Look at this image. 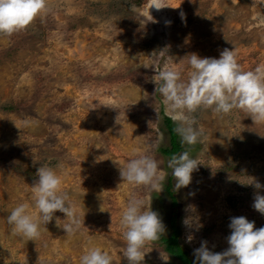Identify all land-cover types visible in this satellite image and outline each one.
Wrapping results in <instances>:
<instances>
[{
  "label": "rangeland",
  "instance_id": "obj_1",
  "mask_svg": "<svg viewBox=\"0 0 264 264\" xmlns=\"http://www.w3.org/2000/svg\"><path fill=\"white\" fill-rule=\"evenodd\" d=\"M152 2L47 0V13L0 34V264H79L90 245L106 250L112 264H127L119 215L132 192L147 197L164 236L175 210L177 240L193 260L201 240L214 252L227 248L232 216H245L254 228L264 225V215L252 207L254 193L264 194V187L246 183L253 177L264 185V123L239 109L190 113L193 126L203 129L202 140L188 149L200 162L191 182L175 190L169 156L160 149L170 146L164 116L172 115L151 79L165 67L182 69L186 79L189 55L218 57L224 48L243 70L264 63V0H158L171 6L148 12ZM153 61L155 67H144ZM153 141L152 155L165 172L159 192L129 186L112 160L124 161L132 148L142 151ZM39 165L62 176L81 216L72 236L56 225V217L64 222L59 210L35 240L10 230L9 209L20 202L31 207ZM190 203L202 222L198 230L181 222ZM164 246L160 238L147 244L140 264H179Z\"/></svg>",
  "mask_w": 264,
  "mask_h": 264
},
{
  "label": "clouds",
  "instance_id": "obj_2",
  "mask_svg": "<svg viewBox=\"0 0 264 264\" xmlns=\"http://www.w3.org/2000/svg\"><path fill=\"white\" fill-rule=\"evenodd\" d=\"M163 6L171 5L153 0L148 5V12L150 7L159 9ZM48 11L47 0H0V34L11 35L20 31ZM154 64L155 61L144 64V67ZM187 65L186 79H181L182 69L172 67L155 68V75L151 78L155 83L154 93H160L165 110L177 122L176 132L180 143L187 146L167 159L175 190L191 182V173L200 162L190 155L188 149L202 140L203 129L193 126L190 113L197 109H211L218 115H226L239 109L250 115L254 123H264V63L243 70L232 49L224 48L218 57L192 53L187 57ZM156 145L157 142L153 141L142 151L132 148L124 161L112 159L119 167L122 181L132 187L142 186L146 191L159 192L163 187L165 172L160 168L162 162L152 155ZM95 159L99 161L103 158L97 156ZM246 183L256 189L264 187L253 177ZM30 192L31 207L28 202H20L11 207L6 216L13 234L21 239L35 240L46 224L53 220L56 210L64 214V222H58L60 217H56L55 223L64 229L67 236L80 230L83 223L81 216L63 187L62 176L55 169L39 165ZM189 195L194 193L190 192ZM252 207L264 215V194L254 193ZM184 211L187 214L182 217L183 225L194 226L197 230L202 227L194 204L186 205ZM119 225L124 242L121 254L127 264H140L149 250L145 246L156 242L166 231L147 197L135 192L129 194L120 211ZM228 227L231 231L227 236V248L214 252L206 246L207 241L201 240L199 246L193 249V264H264V225L254 228L253 221L239 215L229 218ZM191 239L192 234L189 233L186 240ZM160 257L165 261L169 258L162 251ZM112 261L111 255L97 245H90L79 257V264H112Z\"/></svg>",
  "mask_w": 264,
  "mask_h": 264
},
{
  "label": "trees",
  "instance_id": "obj_3",
  "mask_svg": "<svg viewBox=\"0 0 264 264\" xmlns=\"http://www.w3.org/2000/svg\"><path fill=\"white\" fill-rule=\"evenodd\" d=\"M164 121L167 127V131L170 137V146L165 148H160L165 154L169 157L178 151H183V146L177 139V132L174 129L172 124V119L169 116H164ZM169 183L165 186V190L168 192L171 200L172 207L177 205L176 197L172 190L169 189ZM176 215L175 210H171L169 215V224L171 226V231L167 236L162 235L160 239L165 242L164 249L169 252L171 255L176 257L179 260V264H193V259L189 257L187 252L181 247L179 241L177 240L178 236V227L175 225L174 217Z\"/></svg>",
  "mask_w": 264,
  "mask_h": 264
}]
</instances>
